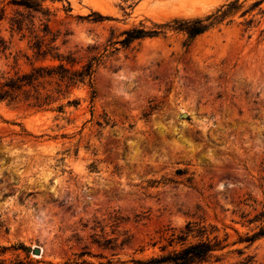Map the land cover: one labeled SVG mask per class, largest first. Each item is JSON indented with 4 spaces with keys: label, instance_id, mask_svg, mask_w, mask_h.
<instances>
[{
    "label": "rangeland",
    "instance_id": "obj_1",
    "mask_svg": "<svg viewBox=\"0 0 264 264\" xmlns=\"http://www.w3.org/2000/svg\"><path fill=\"white\" fill-rule=\"evenodd\" d=\"M234 2L191 41L169 31L120 43L126 31ZM43 7L0 0V76L64 65L73 78L43 74L28 96L0 102V245L22 243L54 264L84 251L93 264H135L196 242L179 240L191 223L228 235L221 261L203 264H264V237L240 242L264 225L252 222L264 211V0ZM102 227L112 238L126 231L129 245L93 244Z\"/></svg>",
    "mask_w": 264,
    "mask_h": 264
},
{
    "label": "trees",
    "instance_id": "obj_2",
    "mask_svg": "<svg viewBox=\"0 0 264 264\" xmlns=\"http://www.w3.org/2000/svg\"><path fill=\"white\" fill-rule=\"evenodd\" d=\"M47 1L51 2H61L62 0H13V4L19 7H24L34 11L43 10L44 3ZM239 6L237 3H231L226 5L222 9L218 10L217 13L207 16L206 18H192V19H174L171 22L165 24H154L153 28H137L124 32L125 38L120 41L123 46H129L134 41L147 38V37H158L165 36L169 31H175L183 33L188 37V40L191 41L196 37L204 34L213 26L222 23L230 15H232ZM96 17L102 21L108 20V17H105L99 13H94ZM53 50L50 48L48 51ZM47 51V50H46ZM57 57V56H56ZM77 73V72H76ZM91 73V72H90ZM43 74L47 75H60L63 79H73L69 74L70 70L64 65H60L55 68H35L33 72L23 75H16L15 77H6L0 76V102L9 101V102H18L22 99L23 96H28L29 90L28 87H32L33 82L41 77ZM72 74V73H71ZM86 74H79V76L90 77ZM36 95V92H35ZM36 101L38 107L45 105L44 102H41L42 98L39 95L32 96ZM49 99V97H48ZM261 221L264 224V211L252 221ZM122 218H116L113 235L121 227ZM99 224V223H98ZM214 229V228H213ZM179 240L181 242L185 241L189 235L195 234L199 239L188 245H184L179 250H173L164 255L152 257L147 261L134 260L135 264H203L208 263L211 260L215 262H220L222 255L221 253L228 247L227 240L228 235L222 239L219 235H214L210 237L214 231H208V228L205 226H199L195 224H188ZM103 235L101 237H95L93 235V244H97L99 247L105 250H111L115 252L117 249H123L125 246L129 245L131 238L127 235V232H123L120 236L114 238L105 235V228H101ZM124 237L120 240V237ZM206 236V239L202 237ZM264 237V225H262L257 232L251 236H246L245 238H240V242L243 243H254L256 240ZM166 247L162 249L165 251ZM21 252L24 257L16 255L15 258H10L9 253ZM31 248L26 245L19 243L17 245L4 246L0 245V264H54L50 261H33L30 258ZM90 252H82L76 255L75 259H69L61 264H93L83 259L86 256H89ZM116 254H113L115 256ZM99 264H112V260H107L104 263Z\"/></svg>",
    "mask_w": 264,
    "mask_h": 264
},
{
    "label": "water",
    "instance_id": "obj_3",
    "mask_svg": "<svg viewBox=\"0 0 264 264\" xmlns=\"http://www.w3.org/2000/svg\"><path fill=\"white\" fill-rule=\"evenodd\" d=\"M42 249L40 248H35V250H33V256L36 258H40L42 256Z\"/></svg>",
    "mask_w": 264,
    "mask_h": 264
}]
</instances>
